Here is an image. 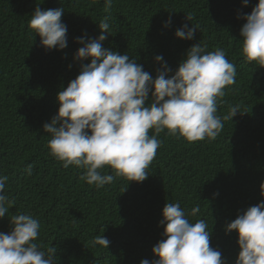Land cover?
Here are the masks:
<instances>
[{
  "label": "trees",
  "instance_id": "trees-1",
  "mask_svg": "<svg viewBox=\"0 0 264 264\" xmlns=\"http://www.w3.org/2000/svg\"><path fill=\"white\" fill-rule=\"evenodd\" d=\"M258 2L113 0L106 12L104 0H0V174L9 177L4 194L14 201L0 219V233L12 231L11 215L31 214L41 224L37 243L42 250L57 249L56 264H141L158 259L152 249L164 238L165 204L179 203L186 212L199 205L189 220L204 219L210 247L220 251L224 264H235L238 233L225 228L264 202V68L245 62L240 35L243 17ZM37 6L64 9L63 50H47L30 30ZM105 17L110 28L102 49L129 55L153 79L163 63L170 69L166 79L171 78L198 43L208 51L223 49L236 77L218 101L217 114L223 117L236 105L239 112L223 121L215 140L188 143L161 133L145 181L117 178L96 188L80 179L83 169H65L48 155L50 137L43 125L58 114V93L91 62L75 59L83 46L78 38H98ZM184 25L197 27L193 39L176 37ZM157 56L163 57L159 63ZM98 235L110 241L106 249L92 246Z\"/></svg>",
  "mask_w": 264,
  "mask_h": 264
},
{
  "label": "clouds",
  "instance_id": "clouds-1",
  "mask_svg": "<svg viewBox=\"0 0 264 264\" xmlns=\"http://www.w3.org/2000/svg\"><path fill=\"white\" fill-rule=\"evenodd\" d=\"M104 3L107 12L113 0ZM244 3L247 6V0ZM63 14V8L42 10L37 6L31 15L29 28L47 50L67 47ZM243 19L241 56L246 63L264 68V0H259ZM98 25V38H78L83 46L75 59L82 62L90 58L91 62L83 65L77 78L58 93V114L43 125L50 137L48 155L65 169H83L80 179L89 186L102 188L117 178L128 183L143 182L161 145V133L188 143L215 140L223 121L232 120L239 112L236 105L223 117L217 114L218 101L236 77V67L223 49L208 51L206 45L198 43L188 50L171 78L166 79L170 69L163 63L153 79L129 55L102 49L104 33L110 28L109 17ZM196 30L184 25L175 35L191 40ZM162 60V56L156 57L158 63ZM150 92L151 103L146 106ZM105 169L111 174H104ZM26 171L32 174L31 167ZM8 180L7 175L0 174V219L14 203L4 194ZM199 212V205L186 212L179 203L167 202L160 221L165 226L164 238L152 249L158 259H145L141 264H224L220 251L210 247L207 222H191L188 218ZM10 226V233H0V264H56L57 249L42 250L37 243L41 228L38 219L31 214H14ZM233 231L238 233L240 248L235 264H264V202L250 207L226 226V233ZM91 244L106 249L110 241L98 235Z\"/></svg>",
  "mask_w": 264,
  "mask_h": 264
}]
</instances>
